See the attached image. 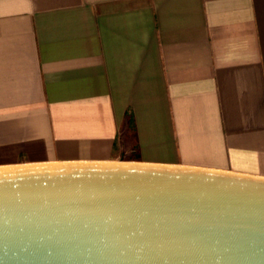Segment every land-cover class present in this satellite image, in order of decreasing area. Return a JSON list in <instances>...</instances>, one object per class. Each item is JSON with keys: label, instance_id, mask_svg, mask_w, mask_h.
<instances>
[{"label": "crops", "instance_id": "crops-1", "mask_svg": "<svg viewBox=\"0 0 264 264\" xmlns=\"http://www.w3.org/2000/svg\"><path fill=\"white\" fill-rule=\"evenodd\" d=\"M264 175V0H0V164Z\"/></svg>", "mask_w": 264, "mask_h": 264}, {"label": "water", "instance_id": "water-1", "mask_svg": "<svg viewBox=\"0 0 264 264\" xmlns=\"http://www.w3.org/2000/svg\"><path fill=\"white\" fill-rule=\"evenodd\" d=\"M0 264H264V175L131 159L0 164Z\"/></svg>", "mask_w": 264, "mask_h": 264}]
</instances>
